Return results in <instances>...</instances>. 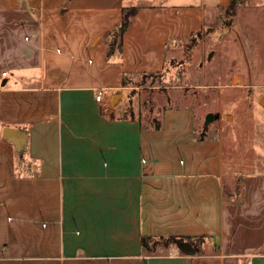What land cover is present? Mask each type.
<instances>
[{"label": "crops", "instance_id": "obj_1", "mask_svg": "<svg viewBox=\"0 0 264 264\" xmlns=\"http://www.w3.org/2000/svg\"><path fill=\"white\" fill-rule=\"evenodd\" d=\"M229 1L145 0L108 56L131 1L0 0V264H264V167L226 197L223 141L196 136L189 108L158 129L122 114L123 80L169 70L173 44ZM3 126L25 131L23 150ZM143 237L205 254L162 258Z\"/></svg>", "mask_w": 264, "mask_h": 264}, {"label": "rangeland", "instance_id": "obj_2", "mask_svg": "<svg viewBox=\"0 0 264 264\" xmlns=\"http://www.w3.org/2000/svg\"><path fill=\"white\" fill-rule=\"evenodd\" d=\"M129 1L138 6L145 0ZM240 2L233 14L226 6L207 10L201 27L181 35L168 51L169 70L128 75L129 86L121 95L122 114H132L143 125L161 123L167 107H187L196 136L218 135L223 141L226 197L238 189L244 173L264 167V0ZM102 93L113 105L121 97L110 90ZM210 112L217 117L205 123ZM199 241H189L195 247L193 258L205 254ZM146 243L149 252L162 258L169 253L165 246L176 245L171 238H148ZM176 248L175 256L190 258Z\"/></svg>", "mask_w": 264, "mask_h": 264}, {"label": "trees", "instance_id": "obj_3", "mask_svg": "<svg viewBox=\"0 0 264 264\" xmlns=\"http://www.w3.org/2000/svg\"><path fill=\"white\" fill-rule=\"evenodd\" d=\"M240 4H241L240 0H230L229 3L226 5V10H228V12L233 14L236 11L237 6H239ZM137 9H138L137 6H129L122 8L121 21L118 24V26L113 31L110 32L111 38L107 50L108 56H110L113 52H115V50L121 52L122 36L129 25L131 17L137 12ZM127 82L128 81L126 79L123 80V85H127ZM151 126L158 129L161 127V123L157 121L155 124ZM160 238H171L176 245H178V243L181 240H184L183 238H175V237H160ZM147 239H148L147 237H143L141 239V244L144 247H147V243H146Z\"/></svg>", "mask_w": 264, "mask_h": 264}, {"label": "water", "instance_id": "obj_4", "mask_svg": "<svg viewBox=\"0 0 264 264\" xmlns=\"http://www.w3.org/2000/svg\"><path fill=\"white\" fill-rule=\"evenodd\" d=\"M210 55L211 52L209 53L208 58L210 57ZM215 117H217V115H214L211 112L208 113L205 117V123H209ZM1 134L4 138H6L7 140H9L14 144L16 150L21 151L25 148V141H26L25 131L12 126H3L1 130ZM177 246L186 255H193L195 253V249L189 241L181 240Z\"/></svg>", "mask_w": 264, "mask_h": 264}, {"label": "built area", "instance_id": "obj_5", "mask_svg": "<svg viewBox=\"0 0 264 264\" xmlns=\"http://www.w3.org/2000/svg\"><path fill=\"white\" fill-rule=\"evenodd\" d=\"M7 71L5 70H2L0 71V79H2L3 77H6L7 76ZM102 91L98 90L96 93H95V98L96 100H100L102 98Z\"/></svg>", "mask_w": 264, "mask_h": 264}]
</instances>
